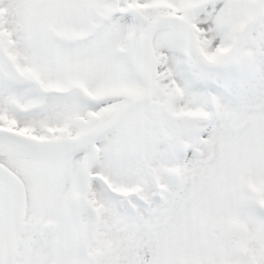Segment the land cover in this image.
Instances as JSON below:
<instances>
[{"label":"snow or ice","instance_id":"6c2138e0","mask_svg":"<svg viewBox=\"0 0 264 264\" xmlns=\"http://www.w3.org/2000/svg\"><path fill=\"white\" fill-rule=\"evenodd\" d=\"M0 264H264V0H0Z\"/></svg>","mask_w":264,"mask_h":264}]
</instances>
